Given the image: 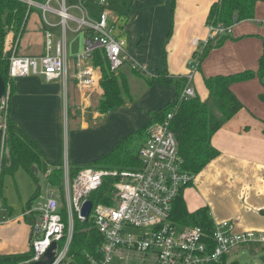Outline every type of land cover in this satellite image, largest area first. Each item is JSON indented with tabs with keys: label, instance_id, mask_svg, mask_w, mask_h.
Masks as SVG:
<instances>
[{
	"label": "crops",
	"instance_id": "0c3cea01",
	"mask_svg": "<svg viewBox=\"0 0 264 264\" xmlns=\"http://www.w3.org/2000/svg\"><path fill=\"white\" fill-rule=\"evenodd\" d=\"M216 2L218 0H128L122 11H110L118 12L114 13L121 18L118 35L126 41L129 61L143 76L133 73V68L126 63L119 72L126 76L127 84L131 78L139 79L135 84L138 93L131 95L132 89L128 86L129 95L124 104L106 113L97 110L103 93L99 86L102 71L93 61L84 65L94 66L95 83L84 89L77 88V55L83 50L85 34L71 22L64 34L67 78L50 82L38 76L16 79L9 117L41 148L49 161L63 163L67 159L72 167L94 164L125 138L148 126L153 112L174 101V85L152 79L164 72L173 81L189 74L187 63L197 52L193 42L206 39L207 15ZM256 2V18L264 17V0ZM51 6L59 8L55 2ZM67 7L75 9L77 6ZM84 8L87 10L86 6ZM49 15L54 25L50 29L54 40H62L59 18ZM71 15L78 18L81 13ZM41 16L37 9L32 20L30 15L27 17L18 55L43 54L46 28ZM255 16L235 24L231 39L210 50L201 60L191 83L196 95L200 92L203 96L202 101L209 97L203 86L204 77L257 69L263 50L264 23L258 24ZM162 48L165 54L160 52ZM231 90L243 108L212 135L210 144L218 155L194 175L193 183L184 189L182 196L189 212L207 208L214 224L231 222L235 233H264V102L261 100L264 85L255 77L232 84ZM24 215L21 217L25 218ZM4 218L5 215L0 216V223Z\"/></svg>",
	"mask_w": 264,
	"mask_h": 264
},
{
	"label": "built area",
	"instance_id": "2783aa9c",
	"mask_svg": "<svg viewBox=\"0 0 264 264\" xmlns=\"http://www.w3.org/2000/svg\"><path fill=\"white\" fill-rule=\"evenodd\" d=\"M25 2L29 8L41 11V20L46 28L44 52L39 56L18 55L19 39L9 33L4 43V55L7 56V82L5 95L0 107L10 99L11 84L14 79L38 76L50 82L54 79H66L64 34L68 23L74 22L77 29L85 34L83 50L77 55L78 71L75 76L77 88L84 89L95 83L93 65H84L92 61L96 51H104L110 70L117 73L126 63L136 69L126 53V41L118 35L119 15L103 9L97 18L90 16L83 4L91 0H77L75 7L81 16L74 18L64 0H46L43 4L33 0ZM55 2L59 8L51 4ZM100 0L99 6L105 7ZM59 18L63 39L54 40L50 31L54 25L47 15ZM232 26L208 25V37L203 49L223 35H231ZM195 46L199 42L195 40ZM187 63L189 74L181 99L196 96L190 85L193 75L198 71L200 57L197 55ZM172 114L168 113L164 122L149 126L146 139L138 152V167L103 169L93 166L72 167L64 160L62 163V192L52 188L45 198L27 208L24 216L31 217L30 247L21 260L0 262V264H34L43 258L54 244L55 258L52 264H75L71 249L74 245L77 222H90L101 239L95 254L85 253V264H118L123 259L140 260L151 264H217L224 256L236 248L246 245L264 246V233L248 231L233 232L231 222L213 223L208 234L199 226L176 224L173 220V208L183 190L193 183L194 175L183 168L178 153V144L169 128ZM3 142L6 131L4 124ZM112 180L109 202L92 201V193H97L108 180ZM92 206L87 220L81 216L86 201ZM4 218L0 224L6 223Z\"/></svg>",
	"mask_w": 264,
	"mask_h": 264
},
{
	"label": "trees",
	"instance_id": "16d2710c",
	"mask_svg": "<svg viewBox=\"0 0 264 264\" xmlns=\"http://www.w3.org/2000/svg\"><path fill=\"white\" fill-rule=\"evenodd\" d=\"M33 1L43 4L46 0ZM256 1L218 0L211 6L206 23L208 25L234 26L242 21L252 20ZM31 9L22 1L0 0V75L4 82H7L8 67L7 56L3 53L6 37L9 33L13 35L14 39L22 37ZM228 39H231L230 35L221 36L214 43H209L201 53L194 52L193 57L198 55L200 60H203L210 50L219 48ZM262 41L263 50L256 70H245L225 76L204 77L203 80L209 92L206 101H201L197 95L193 98L181 99V94L186 86V79L181 77L173 81L165 72L158 73V76L152 80L157 79L163 83H172L176 90L174 101L153 112L148 126L125 138L110 154L94 164H90V166L105 161L106 165L116 169L138 167V152L146 139V130L153 123L164 122L166 115L171 113L169 128L176 138L183 168L193 175L198 174L218 155V152L210 144L212 135L221 127L223 122L232 118L243 108V104L231 90L232 84L257 77L264 85V40ZM92 61L94 66L100 67L102 71L99 86L103 93L98 102L97 110L100 113H106L122 106L129 95L126 76L119 71L117 73L111 72L104 51L94 52ZM133 71L136 73L137 70L133 69ZM136 74L143 76L138 71ZM13 94L14 84L12 82L10 99ZM261 100L264 102V95L261 96ZM5 125L3 151L0 154V179L4 175H13L20 167L34 175L32 168L36 167L38 172L45 175L50 187L61 193L62 163L49 161L41 148L16 125L9 115L5 118ZM132 136H134L135 142L129 143L128 141L132 139L130 138ZM111 182L112 180L108 179L97 193L90 195L89 199L95 202L108 203V197L111 194ZM182 194L174 204L172 220L179 225L199 226L210 234L213 229V222L209 217L207 208L189 212ZM91 225L90 222H77L76 224L74 245L71 249L75 264H85V253L95 254L97 246L101 245V239L91 228ZM23 257H25L24 254L3 255L0 256V262L15 263ZM217 264H227V256H224L221 262ZM229 264L239 263L234 261Z\"/></svg>",
	"mask_w": 264,
	"mask_h": 264
},
{
	"label": "rangeland",
	"instance_id": "374dc122",
	"mask_svg": "<svg viewBox=\"0 0 264 264\" xmlns=\"http://www.w3.org/2000/svg\"><path fill=\"white\" fill-rule=\"evenodd\" d=\"M91 1L85 2L83 5L84 7L86 6L87 10H89L91 15H97V16L99 15L100 11L103 9H107L109 11H113V9H115L116 11L119 12L122 11V9L124 8V3L128 5V0H104L105 7L99 6L100 0H91ZM66 2H67V6L70 5L79 6L77 0H67ZM115 10L114 13H118ZM35 12H37V8H32L30 14H28V16L30 15L31 20ZM69 13L77 16L80 15V11L78 9H70ZM47 18H49V21L52 22L50 15H47ZM255 20L257 21L258 24L264 23V17L262 16L261 18H256L255 16ZM70 24L72 23L69 22L68 26H70ZM207 30L209 31L208 28ZM205 40L198 41L199 44L198 46H196L195 51H197L198 53L201 51ZM18 49L19 51L21 50V45H19ZM160 52H163V54H165V49L162 48ZM192 59L194 58L193 57L189 58V60ZM163 63H165L164 57H163ZM132 72L134 71L132 70ZM15 80L16 79H14V81ZM138 80L131 78L129 81L128 84L129 89H132L131 95H133L132 93L134 94L136 93V95L138 93L137 91H135L136 90L135 84L136 83L138 84L139 82ZM141 82L144 84H148L147 81L144 80H142ZM190 85L193 86L192 83ZM203 86L206 89V91H208L205 86L204 80H203ZM201 92H202V87H201ZM198 97L202 101L203 96L201 95L200 92H198ZM207 99L208 97L204 101H206ZM8 111H9V99L5 102V105L3 107H0V127H2L5 124V118L8 116ZM130 138L132 139L128 142L134 143L135 142L134 136ZM93 167L103 168V169H116L106 165L105 161H100L96 163ZM0 180H1L0 181V216L5 215L6 220L8 221L6 223L0 224V256L27 253L30 247L29 238H30L31 217L26 216L24 218L21 216L25 214L27 205L29 204L35 205L36 202L40 200V197L45 198L46 194L49 191H53V192L55 191L52 190V188L47 182L45 175L42 172H38L37 174L32 175L21 167L18 168L13 175H4ZM4 208L6 209V211L9 212L11 211V213L8 214ZM234 261L238 262L239 264H264V246L246 245V246L238 247L231 254L227 256V264ZM118 264H144V263H142L140 260L129 261L123 259L122 261H119ZM145 264H151V263L147 262Z\"/></svg>",
	"mask_w": 264,
	"mask_h": 264
},
{
	"label": "water",
	"instance_id": "95a60500",
	"mask_svg": "<svg viewBox=\"0 0 264 264\" xmlns=\"http://www.w3.org/2000/svg\"><path fill=\"white\" fill-rule=\"evenodd\" d=\"M5 95V82L2 78V76L0 75V100L3 98V96ZM2 142H3V131L0 129V154H1V150H2ZM33 172L35 174L38 173V170L36 167L32 168ZM91 206L92 203L91 201H86L82 207L81 210V216L84 217L85 220H87L90 210H91ZM54 249H55V245L53 244L48 250L47 252L44 254L43 258L41 259V261L34 263V264H52L55 258V254H54Z\"/></svg>",
	"mask_w": 264,
	"mask_h": 264
}]
</instances>
